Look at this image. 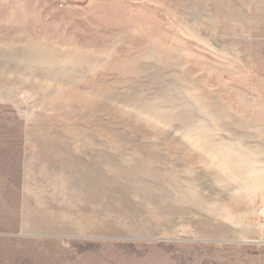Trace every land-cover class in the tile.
<instances>
[{"label":"rangeland","instance_id":"obj_1","mask_svg":"<svg viewBox=\"0 0 264 264\" xmlns=\"http://www.w3.org/2000/svg\"><path fill=\"white\" fill-rule=\"evenodd\" d=\"M0 264H264V0H0Z\"/></svg>","mask_w":264,"mask_h":264}]
</instances>
